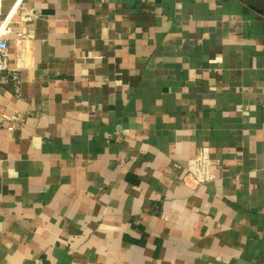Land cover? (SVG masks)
<instances>
[{"label": "crops", "instance_id": "obj_1", "mask_svg": "<svg viewBox=\"0 0 264 264\" xmlns=\"http://www.w3.org/2000/svg\"><path fill=\"white\" fill-rule=\"evenodd\" d=\"M13 6L0 264H264V0Z\"/></svg>", "mask_w": 264, "mask_h": 264}, {"label": "built area", "instance_id": "obj_2", "mask_svg": "<svg viewBox=\"0 0 264 264\" xmlns=\"http://www.w3.org/2000/svg\"><path fill=\"white\" fill-rule=\"evenodd\" d=\"M4 0H0V7ZM24 0H14L13 12L23 3ZM11 14L5 19L0 27V85L5 86L11 82L20 83V73L10 65V43L7 35L11 33ZM22 31L17 32V37H23Z\"/></svg>", "mask_w": 264, "mask_h": 264}]
</instances>
